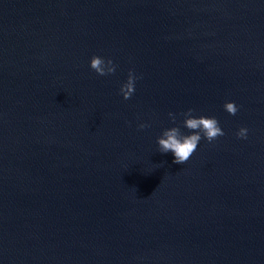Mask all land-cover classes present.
I'll use <instances>...</instances> for the list:
<instances>
[{"label":"water","instance_id":"95a60500","mask_svg":"<svg viewBox=\"0 0 264 264\" xmlns=\"http://www.w3.org/2000/svg\"><path fill=\"white\" fill-rule=\"evenodd\" d=\"M0 264H264V0H0Z\"/></svg>","mask_w":264,"mask_h":264},{"label":"clouds","instance_id":"9594fccd","mask_svg":"<svg viewBox=\"0 0 264 264\" xmlns=\"http://www.w3.org/2000/svg\"><path fill=\"white\" fill-rule=\"evenodd\" d=\"M90 68L99 76H107L116 71V65L111 59L105 60V58L97 55L92 56ZM137 79L139 77L132 70H129L127 81L120 88V92L125 100L131 98L134 93ZM223 107L230 115H235L238 111V106L235 102H225ZM193 113L194 109L192 108L182 113L184 117L182 121L183 127L188 129L191 134L182 133L180 127H171L165 129L162 135L157 138L158 151L161 153L171 152L174 155L173 163H186L196 151L202 138L208 142H212L225 134L215 117H206L203 115L197 117ZM168 115L173 122L176 121L175 114L169 112ZM147 126L146 124H140L139 128L143 129ZM247 133L248 129L241 127L237 131L236 136L240 139H246Z\"/></svg>","mask_w":264,"mask_h":264}]
</instances>
